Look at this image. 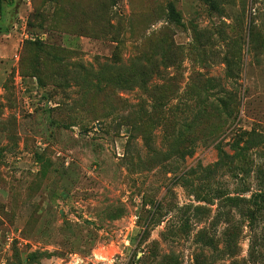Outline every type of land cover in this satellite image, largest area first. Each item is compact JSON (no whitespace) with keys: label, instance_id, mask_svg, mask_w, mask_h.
<instances>
[{"label":"rangeland","instance_id":"374dc122","mask_svg":"<svg viewBox=\"0 0 264 264\" xmlns=\"http://www.w3.org/2000/svg\"><path fill=\"white\" fill-rule=\"evenodd\" d=\"M0 50V264H264V0H0Z\"/></svg>","mask_w":264,"mask_h":264},{"label":"trees","instance_id":"16d2710c","mask_svg":"<svg viewBox=\"0 0 264 264\" xmlns=\"http://www.w3.org/2000/svg\"><path fill=\"white\" fill-rule=\"evenodd\" d=\"M170 12H171V15H172V16H175V13H174V11H173V7H172V6L170 7ZM258 197L264 199V195H263V193H259V194H258Z\"/></svg>","mask_w":264,"mask_h":264},{"label":"crops","instance_id":"0c3cea01","mask_svg":"<svg viewBox=\"0 0 264 264\" xmlns=\"http://www.w3.org/2000/svg\"><path fill=\"white\" fill-rule=\"evenodd\" d=\"M0 52H2V50H0Z\"/></svg>","mask_w":264,"mask_h":264}]
</instances>
